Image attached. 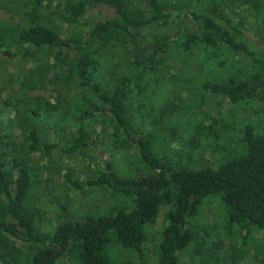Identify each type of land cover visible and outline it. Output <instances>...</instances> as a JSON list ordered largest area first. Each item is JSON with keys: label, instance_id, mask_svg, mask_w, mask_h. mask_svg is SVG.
Masks as SVG:
<instances>
[{"label": "trees", "instance_id": "1", "mask_svg": "<svg viewBox=\"0 0 264 264\" xmlns=\"http://www.w3.org/2000/svg\"><path fill=\"white\" fill-rule=\"evenodd\" d=\"M0 4V264H264V0Z\"/></svg>", "mask_w": 264, "mask_h": 264}, {"label": "rangeland", "instance_id": "2", "mask_svg": "<svg viewBox=\"0 0 264 264\" xmlns=\"http://www.w3.org/2000/svg\"><path fill=\"white\" fill-rule=\"evenodd\" d=\"M10 18V14L9 12L5 9L4 5L0 4V19L3 20H8ZM7 68V66H6ZM9 70H16V68L14 67H10L7 68ZM245 72L251 71V68H243ZM2 74H5L4 72H2ZM22 86H25L24 83H22ZM186 85L183 84L180 87H175L174 91L176 94H183V90H185ZM44 96L49 97L48 94H44ZM159 96H161L163 99H168L169 98V94L166 91H163V89L159 90ZM229 107V105H228ZM154 116H152L150 118L151 119H155V114H153ZM233 120V125L230 128V134H229V138L228 141L232 142L233 144H236L238 139H239V135L240 133L238 132V118H233L234 115L232 114V112H230L229 114ZM191 128V125L189 126V129ZM135 150V149H133ZM98 153L101 157H108L109 155L106 154L107 152L102 150V149H98ZM116 159H115V169L121 171V176H130L128 174V169H133L135 167V161L133 160V157L130 155L125 156L126 159L122 160L121 156L115 155ZM54 162L56 164H61L62 161L59 158H56L54 160ZM134 171V170H133ZM58 191V190H56ZM37 195L38 192L36 190H34L31 194V198L33 200L34 203L39 204V201L37 202ZM73 203L72 205L67 209L66 212H63L64 215L67 217L68 220L73 221L74 218L75 220H79L82 217H85L86 215H96L99 210H101V216L105 215V212H108L107 210L109 209L110 205L113 203V195L108 192L106 189H104L103 187H98L94 190V193L92 194V192L87 191L85 196H73ZM113 206V205H112ZM213 206H214V210L217 212V214H221L222 213V208H221V204L219 202V199H215L213 200ZM61 210H64L66 208L63 206H60ZM167 209L166 207H160L159 208V216L156 222L155 227L153 228L154 230L159 229V227L162 225L163 220H164V216L166 213ZM53 213L54 210L52 208H47V217L48 214ZM203 221L204 222H211L214 224H218V229L217 233L219 234H223L224 230H223V222L216 217L215 220L214 218L210 217L208 214V209L203 210ZM219 219V220H218ZM55 223V221L53 222V224ZM257 234V236H255V240H257V245L260 244H264V231H256L253 230L252 231V235ZM252 240V237H251ZM236 242V241H235ZM150 247V245H149ZM109 253L114 256L116 255L117 258V262L118 264H124L125 261L130 260L132 262V264H136V261L134 260L133 256L129 255V254H124L121 251H119L118 249H113V248H107ZM256 253V250L254 251ZM251 256V255H250ZM250 256H248L245 260V264H249V258Z\"/></svg>", "mask_w": 264, "mask_h": 264}]
</instances>
